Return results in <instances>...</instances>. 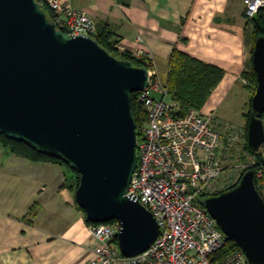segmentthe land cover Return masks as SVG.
Returning <instances> with one entry per match:
<instances>
[{
	"label": "water",
	"instance_id": "obj_1",
	"mask_svg": "<svg viewBox=\"0 0 264 264\" xmlns=\"http://www.w3.org/2000/svg\"><path fill=\"white\" fill-rule=\"evenodd\" d=\"M256 85L245 148L264 144V36L255 38ZM147 67L110 53L87 34L59 29L38 0H0V133L61 158L78 175L73 192L87 220L119 222L117 246L127 257L151 246L152 214L127 194L136 165L131 93L146 88ZM250 264H264V199L253 171L200 199Z\"/></svg>",
	"mask_w": 264,
	"mask_h": 264
},
{
	"label": "crops",
	"instance_id": "obj_2",
	"mask_svg": "<svg viewBox=\"0 0 264 264\" xmlns=\"http://www.w3.org/2000/svg\"><path fill=\"white\" fill-rule=\"evenodd\" d=\"M69 4L84 10L94 20L97 34L119 53L150 58L163 85L174 49L220 67L223 76L200 111L245 128L253 86L242 81V72L249 67L251 29L241 0H69ZM262 122L264 127V113ZM246 157L255 161L250 153ZM260 158L263 172L257 186L264 199V144ZM68 176L61 164L32 161L0 144V264H87L93 258L96 241Z\"/></svg>",
	"mask_w": 264,
	"mask_h": 264
},
{
	"label": "built area",
	"instance_id": "obj_3",
	"mask_svg": "<svg viewBox=\"0 0 264 264\" xmlns=\"http://www.w3.org/2000/svg\"><path fill=\"white\" fill-rule=\"evenodd\" d=\"M38 1L52 11V20L62 31L96 38L94 20L69 0ZM241 1L246 19L264 5V0ZM139 60L147 67L149 80L137 91L143 120L136 132V165L127 194L152 214L159 232L150 247L127 257L117 246V220L91 222L88 229L96 247L87 264H250L238 245L222 252L226 236L198 201L234 186L254 163L246 160L245 130L213 112L189 108L178 113L151 59ZM151 90L160 97L152 96ZM242 156L245 160L238 159ZM262 172L260 166L253 174L261 177Z\"/></svg>",
	"mask_w": 264,
	"mask_h": 264
},
{
	"label": "trees",
	"instance_id": "obj_4",
	"mask_svg": "<svg viewBox=\"0 0 264 264\" xmlns=\"http://www.w3.org/2000/svg\"><path fill=\"white\" fill-rule=\"evenodd\" d=\"M42 7L46 11L48 18L52 20L53 19L52 11L45 6H42ZM248 25L250 26V29H251L250 53H252L255 38L258 36H264V5L261 6L257 10V12L255 13L253 17L248 19ZM96 39L98 43L104 48H106L110 53H113L123 59H129L136 65L141 64L139 62L140 61L139 59H135L127 53H119L115 49L112 42L106 39L105 36L103 35L101 36L97 34ZM248 66H249L248 69L242 72V77L252 84L253 86L252 92H251V96H252L254 89H255V85H256V75H255V71L252 66L251 54H250V60H249ZM223 73L224 72L220 67L205 63L182 51L174 49L169 56L168 75H167L165 86L167 88V92H168L170 99L177 103L178 113L182 114L185 111H187L189 108H195L197 110H200L206 98L212 91V89L216 86V84L222 78ZM136 96H137V92L131 93L130 103H131V110H132V113H133V116L136 122V127H137L136 132L138 133V127L140 125L139 121L141 120V116L143 113H142L140 103L137 100ZM251 96H250V99H251ZM250 99L248 103V110L246 112L247 118L250 112ZM263 113L261 115V118L263 116ZM247 118H246V123H247ZM244 130L246 133V125H245ZM0 144L3 147H5L7 150H9L10 152L17 154L19 156L25 157L29 160L48 161L52 163H58V164L63 165L65 168L69 169L70 171L74 172L76 174L75 179H73L71 176L67 177L68 178L67 182L70 183L69 186L74 192L78 184L79 175L75 170L69 168L68 165L61 158L57 156H52V155H49L47 153H43L40 151H36L32 149L29 145L24 143L23 141H16V140L7 138L1 133H0ZM250 154L253 155V157L255 158V161L253 164L248 166L247 169H251L253 173H255L258 167L263 166V160L260 158V150H258L255 153H250ZM253 176H254L256 188L258 189L257 178H261V177H256L255 174H253ZM202 197H200L198 200L201 205L202 203L200 199ZM112 220H115V219H111L109 221H112ZM86 222L88 224L91 223V221L87 219H86ZM236 246L237 244L231 238L226 237L225 243L222 248V252L229 251L230 249Z\"/></svg>",
	"mask_w": 264,
	"mask_h": 264
},
{
	"label": "rangeland",
	"instance_id": "obj_5",
	"mask_svg": "<svg viewBox=\"0 0 264 264\" xmlns=\"http://www.w3.org/2000/svg\"><path fill=\"white\" fill-rule=\"evenodd\" d=\"M152 93V95L154 96V97H160V95L158 94V93H155V92H151ZM136 98H138V95L136 96ZM143 113V112H142ZM218 116V115H217ZM222 118V117H221ZM225 118V117H224ZM142 120H143V114H142V116H141V120L139 121V124H141V122H142ZM232 122H236V121H232ZM261 148H262V146H261ZM261 148H260V150H261ZM239 160H245L244 159V157L242 156L241 158H238ZM64 167V166H63ZM64 169L67 171V175H69V176H71L73 179H75L76 178V174L74 173V172H72V171H70L69 169H67V168H65L64 167ZM67 180H68V178H67ZM261 180V178H257V181L259 182Z\"/></svg>",
	"mask_w": 264,
	"mask_h": 264
}]
</instances>
